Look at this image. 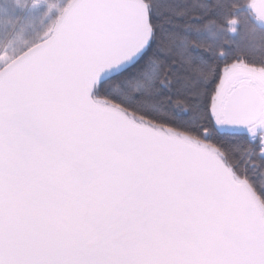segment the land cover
<instances>
[{"label": "snow or ice", "instance_id": "snow-or-ice-1", "mask_svg": "<svg viewBox=\"0 0 264 264\" xmlns=\"http://www.w3.org/2000/svg\"><path fill=\"white\" fill-rule=\"evenodd\" d=\"M0 264H264V0H0Z\"/></svg>", "mask_w": 264, "mask_h": 264}]
</instances>
